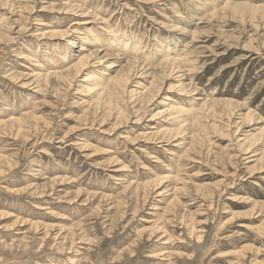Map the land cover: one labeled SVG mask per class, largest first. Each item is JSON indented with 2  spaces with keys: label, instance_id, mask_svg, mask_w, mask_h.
Returning <instances> with one entry per match:
<instances>
[{
  "label": "rangeland",
  "instance_id": "obj_1",
  "mask_svg": "<svg viewBox=\"0 0 264 264\" xmlns=\"http://www.w3.org/2000/svg\"><path fill=\"white\" fill-rule=\"evenodd\" d=\"M0 264H264V0H0Z\"/></svg>",
  "mask_w": 264,
  "mask_h": 264
},
{
  "label": "bare ground",
  "instance_id": "obj_2",
  "mask_svg": "<svg viewBox=\"0 0 264 264\" xmlns=\"http://www.w3.org/2000/svg\"><path fill=\"white\" fill-rule=\"evenodd\" d=\"M110 41H111V39H110ZM99 59H100V57H99ZM79 61H82V60H79ZM165 63L167 64V66L172 67L173 70H176V69L179 70L181 68V66L179 65V62L177 60H174V61L173 60L172 61L166 60ZM76 65H77V63H75L74 65H71V66L67 67L66 70H63V71H57V72H52V73L47 72V77L48 78H50V77H52V78L55 77L56 78V76L61 75V74H63L62 76H64V73L65 72L69 71L72 67H75ZM114 77H112V79H114L115 81L118 82L119 81L118 78L117 77L114 78ZM184 96L187 99H191V98H188V97H190V94L189 95H184ZM164 104H167V103L165 102ZM186 104H187V102H186ZM165 110L168 111V112H171L172 115H176V116H179V117L182 116V115H184L185 113H193L194 112L193 109L192 110L185 109L184 106H182L180 103H176L175 105H170V107H167ZM184 120L185 119H183V117H182V119L180 121L182 122Z\"/></svg>",
  "mask_w": 264,
  "mask_h": 264
}]
</instances>
